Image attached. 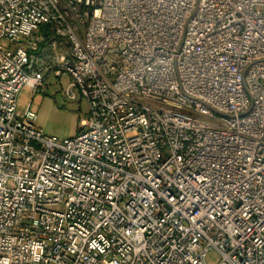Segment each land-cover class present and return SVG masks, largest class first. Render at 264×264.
Returning <instances> with one entry per match:
<instances>
[{
  "label": "built area",
  "instance_id": "obj_1",
  "mask_svg": "<svg viewBox=\"0 0 264 264\" xmlns=\"http://www.w3.org/2000/svg\"><path fill=\"white\" fill-rule=\"evenodd\" d=\"M50 72L87 101L74 137L21 107ZM212 249L264 264V0H0V264Z\"/></svg>",
  "mask_w": 264,
  "mask_h": 264
},
{
  "label": "rangeland",
  "instance_id": "obj_2",
  "mask_svg": "<svg viewBox=\"0 0 264 264\" xmlns=\"http://www.w3.org/2000/svg\"><path fill=\"white\" fill-rule=\"evenodd\" d=\"M53 51L48 50L42 54L40 61H48V56ZM48 55V56H47ZM109 57V55H108ZM72 78L68 73L56 76L52 72L46 74L45 87L34 96L26 90L20 95L21 107L31 101L36 111V125L49 137L59 140L74 137L81 130V119L87 116V101L81 95L78 88H74L75 99H69L66 95L68 85ZM62 209V207H61ZM208 264H218L220 254L212 249L206 256Z\"/></svg>",
  "mask_w": 264,
  "mask_h": 264
},
{
  "label": "trees",
  "instance_id": "obj_3",
  "mask_svg": "<svg viewBox=\"0 0 264 264\" xmlns=\"http://www.w3.org/2000/svg\"><path fill=\"white\" fill-rule=\"evenodd\" d=\"M43 31L45 32V34H46V40L48 41L50 39V36H52V35L48 32V29L47 28H43Z\"/></svg>",
  "mask_w": 264,
  "mask_h": 264
},
{
  "label": "crops",
  "instance_id": "obj_4",
  "mask_svg": "<svg viewBox=\"0 0 264 264\" xmlns=\"http://www.w3.org/2000/svg\"><path fill=\"white\" fill-rule=\"evenodd\" d=\"M53 53V52H52Z\"/></svg>",
  "mask_w": 264,
  "mask_h": 264
}]
</instances>
